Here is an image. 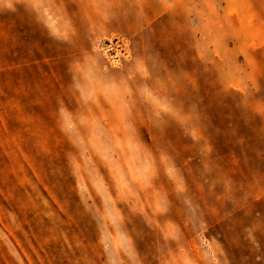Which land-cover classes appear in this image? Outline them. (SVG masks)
I'll return each mask as SVG.
<instances>
[{"label":"rangeland","instance_id":"rangeland-1","mask_svg":"<svg viewBox=\"0 0 264 264\" xmlns=\"http://www.w3.org/2000/svg\"><path fill=\"white\" fill-rule=\"evenodd\" d=\"M0 264H264V0H0Z\"/></svg>","mask_w":264,"mask_h":264}]
</instances>
